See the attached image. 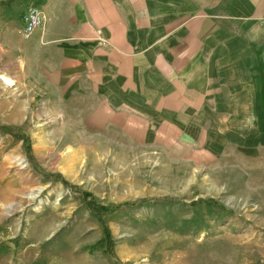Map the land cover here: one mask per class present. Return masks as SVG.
<instances>
[{
    "label": "crops",
    "instance_id": "crops-1",
    "mask_svg": "<svg viewBox=\"0 0 264 264\" xmlns=\"http://www.w3.org/2000/svg\"><path fill=\"white\" fill-rule=\"evenodd\" d=\"M29 3L45 22L23 38ZM0 47L72 137L74 166L102 170L84 179L167 168L187 184L203 161L224 173L264 153V0H13ZM52 228H25L0 264H81L51 250Z\"/></svg>",
    "mask_w": 264,
    "mask_h": 264
},
{
    "label": "rangeland",
    "instance_id": "rangeland-1",
    "mask_svg": "<svg viewBox=\"0 0 264 264\" xmlns=\"http://www.w3.org/2000/svg\"><path fill=\"white\" fill-rule=\"evenodd\" d=\"M12 1L0 0V6ZM19 70L0 47V74L14 81L8 86L0 81L2 254L13 244V251H20L25 228L42 222L48 229L53 220L51 250L71 251L81 264H264V153L257 166L241 160L224 173L216 161L204 159L202 167L189 169L187 184L167 168L154 183L148 169L141 176L127 169L119 183L84 179L89 171L102 170L74 166L76 153L64 145L72 137L55 134L57 123L55 117L46 119L44 95L15 77ZM81 191L110 208L103 215L112 236L110 252ZM116 205L121 206L112 210Z\"/></svg>",
    "mask_w": 264,
    "mask_h": 264
},
{
    "label": "trees",
    "instance_id": "trees-1",
    "mask_svg": "<svg viewBox=\"0 0 264 264\" xmlns=\"http://www.w3.org/2000/svg\"><path fill=\"white\" fill-rule=\"evenodd\" d=\"M24 140L26 141L28 137L23 136ZM29 148V147H27ZM56 177L60 178L61 181L65 184V185H69L68 181H66L64 178H62L60 173H56ZM81 198H82V202L83 204L90 210V212L97 217L102 225L104 234H105V241H106V252H110V249L112 248V236L110 233V228L108 226V224L106 223L105 219L103 218V215L108 212V210L110 209L108 206L100 204L97 202V200L95 199V197L89 192V191H81ZM121 205H116L114 208H112V210H117L120 208ZM102 242V240H97L96 243H100ZM94 249V244L90 246V251H92Z\"/></svg>",
    "mask_w": 264,
    "mask_h": 264
},
{
    "label": "built area",
    "instance_id": "built-area-1",
    "mask_svg": "<svg viewBox=\"0 0 264 264\" xmlns=\"http://www.w3.org/2000/svg\"><path fill=\"white\" fill-rule=\"evenodd\" d=\"M21 21L19 33L23 38H28L35 29L43 27L45 18L37 5L29 3L22 11Z\"/></svg>",
    "mask_w": 264,
    "mask_h": 264
},
{
    "label": "bare ground",
    "instance_id": "bare-ground-1",
    "mask_svg": "<svg viewBox=\"0 0 264 264\" xmlns=\"http://www.w3.org/2000/svg\"><path fill=\"white\" fill-rule=\"evenodd\" d=\"M0 81L7 86L14 84V81H12V79L6 76L5 74H0Z\"/></svg>",
    "mask_w": 264,
    "mask_h": 264
}]
</instances>
